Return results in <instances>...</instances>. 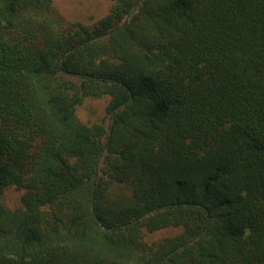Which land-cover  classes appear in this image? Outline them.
I'll use <instances>...</instances> for the list:
<instances>
[{
	"label": "trees",
	"instance_id": "1",
	"mask_svg": "<svg viewBox=\"0 0 264 264\" xmlns=\"http://www.w3.org/2000/svg\"><path fill=\"white\" fill-rule=\"evenodd\" d=\"M110 1L0 0V264H264V0Z\"/></svg>",
	"mask_w": 264,
	"mask_h": 264
},
{
	"label": "rangeland",
	"instance_id": "2",
	"mask_svg": "<svg viewBox=\"0 0 264 264\" xmlns=\"http://www.w3.org/2000/svg\"><path fill=\"white\" fill-rule=\"evenodd\" d=\"M54 8L69 21H80L84 24H91L104 16L111 5L110 0H52ZM108 97L99 98L85 97L76 106L78 118L86 123L92 124L95 121L109 116L106 113ZM22 191L14 185L5 186L3 189V202L9 208L20 204ZM178 229H161L155 232H146L145 238L148 241L157 240L164 236L173 235Z\"/></svg>",
	"mask_w": 264,
	"mask_h": 264
},
{
	"label": "water",
	"instance_id": "3",
	"mask_svg": "<svg viewBox=\"0 0 264 264\" xmlns=\"http://www.w3.org/2000/svg\"><path fill=\"white\" fill-rule=\"evenodd\" d=\"M138 2V1H137ZM137 2L134 3V5L131 7V9L129 10L128 14L126 15V18L124 20V23L130 18V16L132 15V13L134 12L135 8H136V5H137ZM120 24L118 27L110 30V31H107L105 33H103L102 35H99L98 37H104V36H108L109 34H111L112 32L116 31L118 28L122 27L123 24ZM130 99V98H129ZM128 99V100H129ZM127 100V101H128ZM126 101V102H127ZM126 102L122 103L120 106L124 105ZM114 113H115V110L112 111V115H111V124H113V121H114ZM96 179V174L94 176V180ZM94 188V187H93ZM149 212H145L144 214H142L140 217H138L137 219H133L132 221L128 222V223H125L124 225H127V224H131L133 222H135L136 220L138 219H141L142 217L146 216ZM122 225V226H124ZM206 229H204L203 231H201L199 234L195 235L194 237H192L191 239H189L188 241H186L185 243L179 245L178 247H176L175 249H173L172 251H170L167 255H165L163 257V259L158 263L160 264L162 261H164L167 257H169L170 255H172L174 252L178 251L179 249H181L183 246L187 245V244H191L193 243L194 241H196L204 232H205Z\"/></svg>",
	"mask_w": 264,
	"mask_h": 264
}]
</instances>
